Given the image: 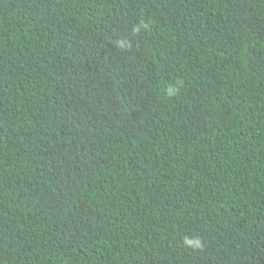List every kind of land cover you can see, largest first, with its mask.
Here are the masks:
<instances>
[{"label":"trees","instance_id":"trees-1","mask_svg":"<svg viewBox=\"0 0 264 264\" xmlns=\"http://www.w3.org/2000/svg\"><path fill=\"white\" fill-rule=\"evenodd\" d=\"M0 264H264V0H0Z\"/></svg>","mask_w":264,"mask_h":264}]
</instances>
